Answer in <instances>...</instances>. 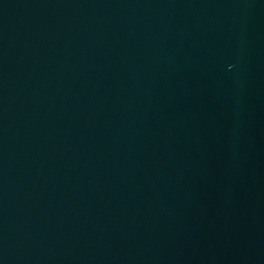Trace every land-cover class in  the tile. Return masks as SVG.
<instances>
[{"label":"water","instance_id":"95a60500","mask_svg":"<svg viewBox=\"0 0 264 264\" xmlns=\"http://www.w3.org/2000/svg\"><path fill=\"white\" fill-rule=\"evenodd\" d=\"M0 264H264V0H0Z\"/></svg>","mask_w":264,"mask_h":264}]
</instances>
